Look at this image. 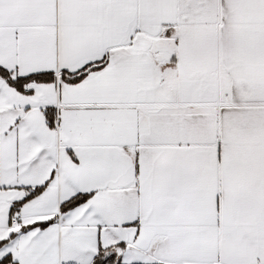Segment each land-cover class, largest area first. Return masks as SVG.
<instances>
[{"label": "snow or ice", "instance_id": "snow-or-ice-1", "mask_svg": "<svg viewBox=\"0 0 264 264\" xmlns=\"http://www.w3.org/2000/svg\"><path fill=\"white\" fill-rule=\"evenodd\" d=\"M0 264H264V0H0Z\"/></svg>", "mask_w": 264, "mask_h": 264}]
</instances>
